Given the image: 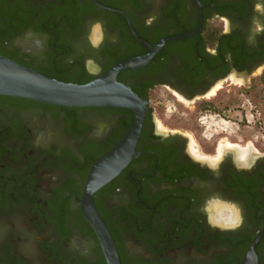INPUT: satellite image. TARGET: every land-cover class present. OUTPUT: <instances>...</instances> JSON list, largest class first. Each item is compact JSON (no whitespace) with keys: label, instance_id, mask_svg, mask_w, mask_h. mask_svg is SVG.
Wrapping results in <instances>:
<instances>
[{"label":"flooded vegetation","instance_id":"1","mask_svg":"<svg viewBox=\"0 0 264 264\" xmlns=\"http://www.w3.org/2000/svg\"><path fill=\"white\" fill-rule=\"evenodd\" d=\"M162 41L117 75L147 112L138 156L94 194L120 263L264 264V152L243 157L234 143L203 156L152 105L160 88L195 101L264 70V0H0V55L59 81L90 82ZM134 120L0 95V264H108L80 202L92 165ZM231 204L242 225L213 226Z\"/></svg>","mask_w":264,"mask_h":264},{"label":"water","instance_id":"2","mask_svg":"<svg viewBox=\"0 0 264 264\" xmlns=\"http://www.w3.org/2000/svg\"><path fill=\"white\" fill-rule=\"evenodd\" d=\"M195 33L166 40L189 37ZM163 43L164 41L151 49L147 55L129 58L115 64L84 84L50 78L0 55V95L64 107H116L134 112L135 120L128 131L113 148L100 156L92 165L80 202L82 213L95 230L108 264L121 263L113 238L96 209L94 194L138 156L136 144L147 112V101L129 86L118 81L117 75L121 71L143 67Z\"/></svg>","mask_w":264,"mask_h":264},{"label":"rangeland","instance_id":"3","mask_svg":"<svg viewBox=\"0 0 264 264\" xmlns=\"http://www.w3.org/2000/svg\"><path fill=\"white\" fill-rule=\"evenodd\" d=\"M262 71L247 77L232 76V81L219 83L222 88L213 90L209 98L195 101H185L179 95L181 101H178L168 89H157L152 99L157 124L165 129L181 130L209 158H217L218 151L221 153L223 147L234 143L243 157L250 153L248 147L250 151L263 153Z\"/></svg>","mask_w":264,"mask_h":264},{"label":"clouds","instance_id":"4","mask_svg":"<svg viewBox=\"0 0 264 264\" xmlns=\"http://www.w3.org/2000/svg\"><path fill=\"white\" fill-rule=\"evenodd\" d=\"M152 19L154 18H150L147 21V23L151 24ZM101 32H102V25L99 22L93 24L91 28L90 38L97 37ZM94 46L98 47V44ZM230 208H231L230 214L227 215L226 217L217 219V221L213 226L223 227L224 229L228 230V229L239 228L242 225L243 223L242 209L237 204H231Z\"/></svg>","mask_w":264,"mask_h":264},{"label":"trees","instance_id":"5","mask_svg":"<svg viewBox=\"0 0 264 264\" xmlns=\"http://www.w3.org/2000/svg\"><path fill=\"white\" fill-rule=\"evenodd\" d=\"M50 78H51V77H50ZM260 82L262 83V85H263V87H264V71H263L262 75L260 76ZM83 83H85V82H82V83H80V84H83Z\"/></svg>","mask_w":264,"mask_h":264}]
</instances>
